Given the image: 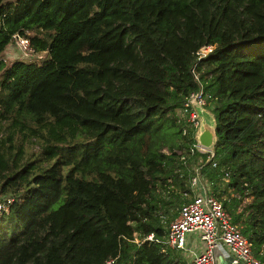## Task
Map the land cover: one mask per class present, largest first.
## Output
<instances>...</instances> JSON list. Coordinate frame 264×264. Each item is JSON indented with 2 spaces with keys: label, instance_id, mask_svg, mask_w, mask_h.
I'll return each instance as SVG.
<instances>
[{
  "label": "trees",
  "instance_id": "16d2710c",
  "mask_svg": "<svg viewBox=\"0 0 264 264\" xmlns=\"http://www.w3.org/2000/svg\"><path fill=\"white\" fill-rule=\"evenodd\" d=\"M16 32L45 57L0 56V264H186L143 237L197 166L264 264V0H0ZM199 86L215 165L176 112Z\"/></svg>",
  "mask_w": 264,
  "mask_h": 264
},
{
  "label": "built area",
  "instance_id": "2783aa9c",
  "mask_svg": "<svg viewBox=\"0 0 264 264\" xmlns=\"http://www.w3.org/2000/svg\"><path fill=\"white\" fill-rule=\"evenodd\" d=\"M12 42L17 45L24 59L37 60L39 58L40 54L32 47L28 36L16 32L13 34ZM212 48V44L202 45L196 51L198 58L211 51ZM190 98L206 105V97L202 87L191 91L181 107L183 117L195 129L199 120L190 103ZM195 149L208 152L205 161L211 160L212 165L216 164L214 152L202 148L196 141L190 145V153H193ZM199 167L194 168V174L190 179L193 194L179 206L176 216L168 222L165 233L156 236L153 232H149L143 239L179 250H187L189 238H193L194 242L199 241L202 245L199 250L190 248L189 264H218L216 254L220 248H225L229 252V260L226 264H262L260 258L253 253L249 240L241 231V226L233 222L231 213L210 189L207 184L208 181L200 174ZM223 178L227 180V173ZM12 201L13 196L9 195L0 200V214L8 210ZM134 240L138 241L136 236H134ZM116 263L115 256L105 260V264Z\"/></svg>",
  "mask_w": 264,
  "mask_h": 264
},
{
  "label": "water",
  "instance_id": "95a60500",
  "mask_svg": "<svg viewBox=\"0 0 264 264\" xmlns=\"http://www.w3.org/2000/svg\"><path fill=\"white\" fill-rule=\"evenodd\" d=\"M190 103L196 111L199 123L194 130V138L196 143L214 152L217 140L215 115L207 106L200 104L194 98H190Z\"/></svg>",
  "mask_w": 264,
  "mask_h": 264
},
{
  "label": "crops",
  "instance_id": "0c3cea01",
  "mask_svg": "<svg viewBox=\"0 0 264 264\" xmlns=\"http://www.w3.org/2000/svg\"><path fill=\"white\" fill-rule=\"evenodd\" d=\"M9 45V44H8ZM7 45V46H8ZM6 46V47H7ZM5 50V49H4ZM3 50V51H4ZM204 178V177H203ZM207 183V182H206ZM208 184V183H207ZM209 186V185H208ZM194 190H197V188H194ZM168 224V223H167ZM166 228H167V225L165 227V230L163 232V234L165 233L166 231ZM162 234V235H163ZM192 238H189L188 239V242H187V250H179V249H176V248H173L174 250H177L180 255L182 256V258L186 261V264H189L190 263V258H191V251H190V248L193 249L195 248V250H199V247H201V243L198 242H193L191 240ZM163 245V244H162ZM165 246V245H163ZM165 247H169V246H165ZM172 249V247H169ZM216 258H217V261H218V264H226L227 261L229 260V252L225 249V248H220L218 251H217V254H216Z\"/></svg>",
  "mask_w": 264,
  "mask_h": 264
},
{
  "label": "rangeland",
  "instance_id": "374dc122",
  "mask_svg": "<svg viewBox=\"0 0 264 264\" xmlns=\"http://www.w3.org/2000/svg\"><path fill=\"white\" fill-rule=\"evenodd\" d=\"M39 54H40V56H39V58L37 60L40 61V60H42L45 57V52L44 51H41V52H39ZM0 56L7 62V64L11 63L15 59H23V60H26V59H24L21 56L20 51H19V49L17 48V45L14 42H10L9 45L5 48V50L2 51V52H0ZM199 87H201V86H199ZM176 112H177V114L179 116H180V113H182V111L180 109H177ZM182 114H181V116L183 117ZM29 146H31V144ZM34 147H36V145H34L31 148H34ZM195 151L201 152V151H199L197 149H195ZM189 152H190V150H189ZM204 152H206V151H203L201 153H204ZM0 198H1V195H0ZM195 238H197V236H195ZM191 240L194 242V239L193 238Z\"/></svg>",
  "mask_w": 264,
  "mask_h": 264
},
{
  "label": "clouds",
  "instance_id": "9594fccd",
  "mask_svg": "<svg viewBox=\"0 0 264 264\" xmlns=\"http://www.w3.org/2000/svg\"><path fill=\"white\" fill-rule=\"evenodd\" d=\"M11 42H12V40H11Z\"/></svg>",
  "mask_w": 264,
  "mask_h": 264
}]
</instances>
